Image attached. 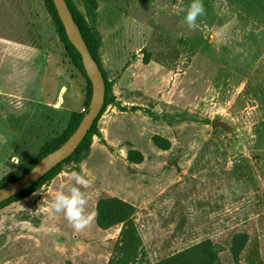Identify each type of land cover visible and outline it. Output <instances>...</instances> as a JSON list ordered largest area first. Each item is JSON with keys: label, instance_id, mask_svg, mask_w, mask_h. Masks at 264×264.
Masks as SVG:
<instances>
[{"label": "rangeland", "instance_id": "374dc122", "mask_svg": "<svg viewBox=\"0 0 264 264\" xmlns=\"http://www.w3.org/2000/svg\"><path fill=\"white\" fill-rule=\"evenodd\" d=\"M102 1L193 47L227 7L202 0L189 27L193 0ZM106 57L108 104L93 134L59 172L0 207V264H264V52L227 86L233 93L220 82L204 99L216 65L194 61V83L177 93L169 71L157 94L144 57L127 86L115 84L123 70ZM84 77L47 0H0V184L56 146L71 117L58 102L77 107ZM72 171L88 185H75ZM71 186L86 193L90 220L80 231L51 206Z\"/></svg>", "mask_w": 264, "mask_h": 264}, {"label": "crops", "instance_id": "0c3cea01", "mask_svg": "<svg viewBox=\"0 0 264 264\" xmlns=\"http://www.w3.org/2000/svg\"><path fill=\"white\" fill-rule=\"evenodd\" d=\"M222 1L227 7L217 15L200 49L193 51L187 46L178 44L149 23L122 13L113 5L98 0L97 28L102 37L99 58L104 70L103 63L106 57L105 52H107L106 58L119 63V67L123 70L115 84L127 86L130 83L128 73L135 67V63H139L144 57L145 64L142 70L153 71L144 79H147L148 85L153 84L156 88L154 93H163L162 90L166 87L161 85H166L165 75L169 71H175L168 79L169 87L172 89L170 92L177 93L181 92L182 86L187 88L194 83L190 75L191 66L194 61H201L205 67L210 64L213 68V65H216V75L210 80L212 85L204 91L202 99L206 98V95L212 91V87L215 88V85L217 86L220 82L225 89L223 92L225 96L233 93L234 88L230 89L227 86L245 80L249 72H246L244 65L251 64V68L254 67L264 52V0ZM243 48L244 51H242ZM134 53H137L136 57ZM146 56L147 59H145ZM127 60L131 61L127 64ZM184 64L186 65L183 66ZM117 72L114 73L117 74ZM110 73L113 75V72ZM141 80L143 81V78H139L138 83ZM81 82L87 85L85 77L84 80L81 79ZM69 84L67 83L63 88L68 89ZM85 85L79 91L81 100L77 107H63L59 100L58 104L63 108L65 116H71L73 112H79L84 108Z\"/></svg>", "mask_w": 264, "mask_h": 264}, {"label": "water", "instance_id": "95a60500", "mask_svg": "<svg viewBox=\"0 0 264 264\" xmlns=\"http://www.w3.org/2000/svg\"><path fill=\"white\" fill-rule=\"evenodd\" d=\"M53 2L64 26L67 38L81 55L84 69L92 84L91 99L88 110L84 113L78 127L62 145L42 157L38 163L23 176L0 188V203L26 190L59 163L70 157L88 135L105 104L106 84L104 75L99 64L93 58L67 1L53 0ZM212 124L228 131L231 130L230 125L223 120L215 118L212 120Z\"/></svg>", "mask_w": 264, "mask_h": 264}, {"label": "trees", "instance_id": "16d2710c", "mask_svg": "<svg viewBox=\"0 0 264 264\" xmlns=\"http://www.w3.org/2000/svg\"><path fill=\"white\" fill-rule=\"evenodd\" d=\"M47 1L49 2V6H50L51 11L53 13L54 21H55V23L58 27V30L61 34V37H62V40L64 42L65 50L67 52L68 57L70 58L72 63L77 67V69L85 76V78L87 80L88 88H87V93H86L87 96H86L84 108H86V110H88L89 102H90L91 95H92L91 81L88 78L86 71L84 69L80 53L76 50V48L73 46V44L67 38L64 26L60 20V17L58 15V12L56 10V7L54 5L53 0H47ZM66 1H67V4L69 5V8L71 9V12L73 14V17H74L76 23L78 24V26H79L82 34H83V37H84V39H85V41L89 47V50H90L93 58L99 64V66L102 70V73L104 75L105 84H106L105 104H104L103 109L101 110L99 116L97 117L94 124L92 125V128L89 131L88 135L85 137V139L81 142V144L76 149V151L70 157H68L66 160L62 161L61 163H59L56 167H54L51 171H49L44 177H42L40 180H38L36 183H34L32 186H30L26 190H24V191L20 192L19 194L1 202L0 207L5 205L6 203H8L10 201H13L17 198H20V197L26 195L36 185L41 183L45 178L59 172L64 167V165L66 163H68L79 152L81 147L86 143V141L89 139V137L93 134L95 124L98 121V119L100 118V116L102 115L106 105L108 104V92H109V88H110V82L108 81L107 73L105 72V70L102 66V63L100 61V58H99V48H100V43H101L102 37H101L100 31L97 28V25L96 24H90L89 19L86 15V13H87L91 17V19L92 18L95 19V23H96L98 0H82L84 12L78 7V5L76 4V2L74 0H66ZM35 17H37V13L35 14ZM185 46L192 49L193 51H198L201 47V44L194 46V47L190 46V45H185ZM84 113H86V111L81 112V113L80 112H73L71 117H70V120H69L68 128L63 132V134L59 138H57L55 140L56 146L47 147L40 157L29 162L28 167L24 168L20 172L13 173L9 177V179L6 183L0 184V188L3 187L4 185L8 184V183H11V182L17 180L21 176H23L25 173H27L29 170H31L42 157H44L45 155H47L48 153H50L51 151L56 149L57 146L62 145L70 137V135L76 130V128L78 127L79 123L81 122V120L83 118Z\"/></svg>", "mask_w": 264, "mask_h": 264}, {"label": "clouds", "instance_id": "9594fccd", "mask_svg": "<svg viewBox=\"0 0 264 264\" xmlns=\"http://www.w3.org/2000/svg\"><path fill=\"white\" fill-rule=\"evenodd\" d=\"M203 13L202 0H193L184 19L189 27H194L197 17ZM70 176L75 181V185L87 186L89 183L82 172L72 171ZM86 202V193L82 192L79 187L71 186L70 194L57 191L51 206L56 212H63L73 227L80 231L88 225L90 220L89 216L83 214Z\"/></svg>", "mask_w": 264, "mask_h": 264}, {"label": "built area", "instance_id": "2783aa9c", "mask_svg": "<svg viewBox=\"0 0 264 264\" xmlns=\"http://www.w3.org/2000/svg\"><path fill=\"white\" fill-rule=\"evenodd\" d=\"M82 110H83V112L87 111L86 108H83Z\"/></svg>", "mask_w": 264, "mask_h": 264}]
</instances>
